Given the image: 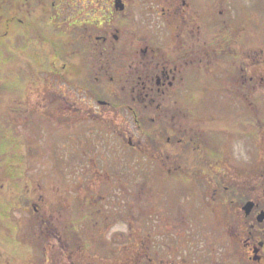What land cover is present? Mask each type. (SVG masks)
Returning a JSON list of instances; mask_svg holds the SVG:
<instances>
[{"label": "rangeland", "instance_id": "rangeland-1", "mask_svg": "<svg viewBox=\"0 0 264 264\" xmlns=\"http://www.w3.org/2000/svg\"><path fill=\"white\" fill-rule=\"evenodd\" d=\"M32 7V1L26 0H14L10 13L0 6V264H47L48 258L65 264L61 249L69 252L66 240L61 247L56 238L61 233L60 237L67 238L64 232L76 235L72 226L63 224L75 220L65 216L62 207L67 204L82 207L85 215H89L92 204L105 207L109 218L101 220L115 222L108 229L109 224L104 227L93 221L97 225L91 241L95 255L94 259L82 257L86 262L254 264L248 260L242 242L250 236L246 212L242 211L241 219L237 206L241 195L252 196V178L260 186L264 182L263 171L253 168L264 164V0H199L196 7L201 20L211 12V25L205 30L220 34L227 20L233 29L230 34L223 32L221 41L233 48L237 45L241 59L225 58L211 68L203 65L195 93L191 86L192 92L185 91L181 99L162 102L169 112L197 109L195 119L201 127L196 130L204 134L207 143L200 149L194 145L203 151L195 156L218 158L212 163L216 166H212V173L227 174L223 178L230 189L224 200L214 196V187H208L205 178L174 182L157 164L145 166L151 155L123 149L122 142L128 141L121 138L123 134L131 135L134 146L141 144L139 125L145 129V123L135 120H141L140 110L146 105L133 100L131 87L109 81L120 63L98 56L99 65H95V58L81 50L85 43H81V30L68 23L65 34L63 29L37 24L38 15ZM72 13L68 11L75 20L76 13ZM241 61L246 74L257 76L253 85L246 84L243 89L237 77L232 79L238 75L231 71L235 67L232 64ZM103 64L113 66L112 71L101 75L96 83L93 77ZM188 97L197 100L188 103L184 100ZM211 112L219 114L227 126L219 128L213 126L212 119L200 117ZM163 119H169L166 125L171 127V119ZM147 126L148 136L155 138L154 123L148 121ZM208 131L217 134L211 136ZM186 151L184 148L182 159H188ZM176 153L173 150L172 154ZM94 156L101 158L91 161ZM194 164V174L204 171ZM233 176L245 179L242 191L231 181ZM60 188L69 190L66 196L57 195ZM263 190L256 192L261 194L262 206ZM50 194L53 201L58 197L55 204L62 206V213L56 208L48 213L54 228L47 232L40 219L45 216V206L40 213L33 206L44 205L41 199ZM258 227L264 231V224ZM108 239L127 248L117 250L120 256L112 251L106 255L101 242ZM102 255L110 260L101 259Z\"/></svg>", "mask_w": 264, "mask_h": 264}, {"label": "flooded vegetation", "instance_id": "flooded-vegetation-1", "mask_svg": "<svg viewBox=\"0 0 264 264\" xmlns=\"http://www.w3.org/2000/svg\"><path fill=\"white\" fill-rule=\"evenodd\" d=\"M26 1L27 3L32 1L33 13L34 15H38L36 18L37 24L43 23L45 26L49 27L51 25L57 30L63 29L62 32L64 31L65 34L68 23V26L73 25L76 26L78 30H81V43L85 42L80 45L81 50L89 52V57L95 58V65H99L97 61L98 56H101L105 60L108 59L109 61L113 59L118 60L120 63L118 71H116L113 76H110L109 81L111 83L114 82L116 84L131 87V92L134 97L133 100L142 102V104L146 105L145 109L140 110L142 113L141 120L140 118L135 120V122L139 124H141V122L145 123V129L139 125L140 128H142L141 144L134 146L131 135H127L128 137H126L125 134H123L121 137L122 139L125 140L128 138V141H126L127 143L124 141L122 142L124 150L127 149L129 151L131 148H134V150L142 153V155H151L149 163H146L145 166L147 167L148 164H157L161 170H167L164 174L170 177L174 182L182 181L186 183L188 181L191 182L196 177H203L208 187H214V196H219L222 200L226 199V192L229 191L230 185L225 183L227 179L223 177L227 174L218 175L212 173V166L216 167L212 163L218 158L195 156V153L203 152L197 150L195 146L200 149L202 148V144L205 142L207 143L206 137L203 136L204 134L196 130V127L197 129L201 127V125H197L195 119V117L199 116L197 109L188 108L178 111L170 110L169 112L168 109L164 108L162 102H167V100L173 97L177 100L185 91L191 93V86H193L195 93L196 87L194 86L201 84L199 83L201 79L199 75L203 65H206L207 68H211L213 66L212 64L215 63L214 65H216L218 62L222 63L225 58L229 60H232V58L236 60L241 59V51L237 45L233 48L232 45L230 46L226 42L221 41V34L223 32L226 34L227 31L230 34L233 29H231V26L229 29L227 20L223 21L220 34H212L210 31L207 32L205 28L211 25L209 16L211 12L207 15V18L201 20L199 16L200 12L196 7L199 0ZM13 2L14 0L12 3ZM49 4H51V6ZM207 4H210V2H207ZM47 5H49L51 10L49 14L46 13ZM41 11L45 14H42ZM68 11L71 14L75 12L77 18H75V20L71 19V15H68ZM197 13H199V15ZM222 13L224 12H220V15ZM83 29L87 30L86 33L83 32ZM218 34L219 36H217ZM236 41L239 42V40ZM105 65L103 64V67H101V71L104 72L98 71L96 75H94V82L98 83L101 75L110 74V71H112L113 66L107 68ZM232 65L235 67H232L231 71L236 72V75H238L233 76L232 79L236 80L237 77V81L242 89L246 84L253 85L255 83L257 76L255 77L253 74L245 73L243 61H241L240 64ZM249 65L250 64L247 63V71ZM105 67L106 69H104ZM248 80H250V83L247 82ZM180 86L182 88H180ZM257 89H259L258 85ZM227 93L228 92H226V94ZM227 95L233 96L230 93ZM235 97L242 100V97ZM245 99H247V97ZM184 100L190 103L193 101L196 102L197 99L195 100L193 97H188ZM154 105L156 106L155 109L152 108ZM131 110L132 109H129L127 111L131 112ZM200 117H208L215 121L213 126H218L219 128L227 126L225 120L221 116L219 117V114L206 113L200 114ZM163 118L171 119L169 121L171 122V127H168L169 123L167 122L169 119L164 122L165 119ZM148 121L150 123L153 122L156 127L155 138H151L147 134ZM107 128L110 130L109 125H107ZM204 132H206V130ZM208 134L212 136V134L215 135L217 133L208 131ZM222 141L225 143V140ZM184 143H186L187 146ZM179 145H181L182 149ZM175 146L178 147V150L174 148ZM207 147L209 150L211 149L210 146ZM184 148L187 149L185 157L188 159L181 158ZM173 150L177 153L172 154ZM209 154L212 155V152L209 151ZM148 157L149 156H147V158ZM98 158L101 157L94 156L91 158V161H93V159L97 160ZM218 161L216 164L219 163ZM186 162H188L187 165L184 164ZM195 162L199 169H204L203 172L194 174L195 168L193 166ZM258 167L259 164L257 163L253 168H255L257 172L263 171L262 175L264 176V164L260 166L263 167L262 169L259 170L260 167ZM207 170L210 172H207ZM213 170H215V168H213ZM91 175L94 178L95 174ZM244 180L245 179L238 178V176H233L231 179V181L236 182L240 191L245 187ZM251 181L250 185L252 188L249 193H251L252 196L243 195L242 197L241 195V201L237 206L238 209H236L241 214L245 205L250 202L253 203L251 212L249 214H244L245 225L249 229L248 234L250 236L243 239L242 242L246 248L248 260L251 263L260 264L264 260V231L258 226L264 224V220L260 222L258 218L259 215L264 212V206L260 203L261 194H257L256 192H260V188H264V182H262L263 184L261 183L260 186L258 185V180L252 178ZM62 184L64 185V183ZM67 192H69L67 188H60L58 189L57 195L63 197L66 196ZM262 194L264 195V190ZM50 196L51 194L45 196V199H41L44 205L34 204L33 206L36 213H40L42 207L45 206V210L43 209V211H45V216L40 219H42L41 222H43L42 228H46L47 232L50 228H54L51 226L54 223L52 216H48V213L53 212L52 209L55 208L56 211L58 210V212L62 213V210H59L62 206H56L55 204L56 200L59 201L58 197H53L55 199V201H53ZM65 207H62L65 216H70V218L74 217L75 220H71L70 224H66V222H63V224L65 227L72 226V232L76 233L74 237L68 232H64L68 235L67 238L60 237L62 233L56 238L59 244H61V247L64 246L63 242L66 240L65 243L69 252L65 251V247L61 249L62 257L63 254L66 256V258H63L66 259L65 264H93L92 261L86 262L82 257L92 256V259H94L95 252H92L93 240L97 230V225L95 227L94 222L101 223L104 227L106 224H109L108 229L113 228L115 222H110V220H107L109 222L102 221L109 218L104 212L106 210L105 207L92 204L90 206L91 210L89 215H85L82 211V207L78 205L67 204ZM240 217L243 219L242 214ZM59 227H61V225H59L58 228ZM86 227L89 229H85ZM262 229H264V227ZM102 243L105 245L102 249H105L104 253L106 255L107 253L110 254V251H112L115 256H120L117 250L122 252V249L125 250L127 248V245L124 243L119 246L109 239L107 241L103 240L101 244ZM47 251L50 252V250ZM48 252L46 253L48 254ZM101 259L110 260L108 256L103 255ZM59 260L56 263L54 260L48 258L47 264H61ZM151 264L154 263L151 262Z\"/></svg>", "mask_w": 264, "mask_h": 264}, {"label": "trees", "instance_id": "trees-1", "mask_svg": "<svg viewBox=\"0 0 264 264\" xmlns=\"http://www.w3.org/2000/svg\"><path fill=\"white\" fill-rule=\"evenodd\" d=\"M12 1H13V0H0V6H1L3 9L7 10L8 13H10L9 9H10V7H11V5H12ZM9 29H10V28H9ZM7 31H8V29H7ZM0 56H1V55H0Z\"/></svg>", "mask_w": 264, "mask_h": 264}, {"label": "water", "instance_id": "water-1", "mask_svg": "<svg viewBox=\"0 0 264 264\" xmlns=\"http://www.w3.org/2000/svg\"><path fill=\"white\" fill-rule=\"evenodd\" d=\"M252 207H253V203H251V202L248 203L247 205H245L244 210H245L246 214H249L251 212ZM258 220L260 222H262L264 220V212L259 215Z\"/></svg>", "mask_w": 264, "mask_h": 264}]
</instances>
